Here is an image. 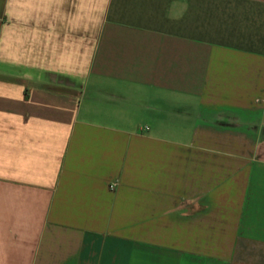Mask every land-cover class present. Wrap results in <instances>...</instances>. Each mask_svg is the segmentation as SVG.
Masks as SVG:
<instances>
[{
    "label": "crops",
    "instance_id": "0c3cea01",
    "mask_svg": "<svg viewBox=\"0 0 264 264\" xmlns=\"http://www.w3.org/2000/svg\"><path fill=\"white\" fill-rule=\"evenodd\" d=\"M0 264H264V0H0Z\"/></svg>",
    "mask_w": 264,
    "mask_h": 264
}]
</instances>
